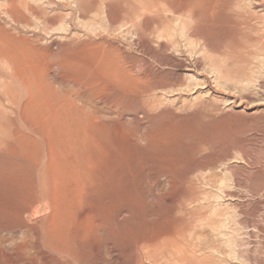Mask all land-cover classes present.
<instances>
[{"label": "bare ground", "instance_id": "6f19581e", "mask_svg": "<svg viewBox=\"0 0 264 264\" xmlns=\"http://www.w3.org/2000/svg\"><path fill=\"white\" fill-rule=\"evenodd\" d=\"M213 25L212 18L205 16L195 21L194 28L213 37L216 34L205 32ZM18 32L28 31L19 28ZM15 36L0 31V73L18 85L14 99L2 104L5 113H13L5 116L9 134L0 128V139L5 141L0 147V229L21 236L0 245V264H97L98 227L106 230L120 251V264H146V248L138 244L148 247L165 234L178 219L166 202L195 187L183 180L195 162L180 159L178 150L194 152L198 143L207 141L224 149L233 142L230 116L236 114L225 113L205 122L197 107L176 113L170 105L141 103L140 81L133 74L139 68L125 65L118 50L106 49L103 33H99L98 46L86 44L95 39L84 32L47 45L35 43L41 50L22 35ZM212 40L214 47L230 42L223 34ZM57 55L56 70L66 72L62 81L87 101L57 94L46 80L48 72L54 71L52 60ZM224 66L221 63L214 71L221 72ZM144 72L155 83L153 68ZM239 78L240 83L249 82L246 72ZM107 110H114V115ZM139 111L151 130L143 143L137 133ZM126 113L131 117L127 126L123 122ZM217 125L227 129L212 130ZM239 145L249 167L238 164L227 171L256 180L263 173L264 149H255L248 159L250 139ZM156 165L172 177L171 188L161 199L159 218L146 220L144 208L153 204L139 192V175ZM123 211L127 214L120 217ZM244 213L248 215L249 210ZM230 245L231 249L240 246ZM28 246L32 252L25 251ZM193 255L184 253L182 264H194ZM204 259L203 254L196 257L199 264Z\"/></svg>", "mask_w": 264, "mask_h": 264}, {"label": "rangeland", "instance_id": "374dc122", "mask_svg": "<svg viewBox=\"0 0 264 264\" xmlns=\"http://www.w3.org/2000/svg\"><path fill=\"white\" fill-rule=\"evenodd\" d=\"M205 16L214 21L211 31H205L216 34L213 37L194 28L195 21ZM19 28L28 32H18ZM0 31L22 35L35 49L38 44L60 42L67 40L65 35L84 32L95 39L86 44L98 46L99 33H103L106 49L118 50L125 65L139 68L133 74L140 81L141 103L170 105L176 113L197 107L205 122L225 113L236 114L230 116L233 142L224 149L207 141L198 143L194 152L178 150L180 159L195 162L183 174L184 181L195 185L194 190L166 202L178 219L148 247L143 242L138 247L146 248V264H182L184 253L194 254V264H199L196 257L201 254L204 264H264V168L256 180L229 173L238 164L249 167L239 144L250 139L248 159L255 149H264V0H0ZM219 34L227 35L230 42L214 47L212 38ZM59 57L53 58V64ZM221 63L224 72H215ZM55 64L46 76L55 92L76 102L87 101L65 85L62 74L66 72L56 70ZM147 68H153L155 83L149 82L152 76L144 72ZM245 72L249 82L240 83ZM12 81L0 73V128L6 134L10 123L5 116L13 111L5 113L2 104L14 99L15 91L18 94V85ZM112 111L107 113L114 115ZM143 116L139 111L141 143L151 131ZM130 118L124 114L125 126ZM222 129L227 128L212 127L216 132ZM4 142L0 139V147ZM159 169L152 166L139 175V192L153 204L144 208L146 220L159 218L161 199L170 192L172 177ZM247 209L248 215L244 213ZM126 214L123 211L119 216ZM97 234L101 241L97 264H120V251L106 230L98 227ZM20 236V232L0 229V245ZM231 243L240 246L231 249ZM28 250L33 248L28 246Z\"/></svg>", "mask_w": 264, "mask_h": 264}]
</instances>
